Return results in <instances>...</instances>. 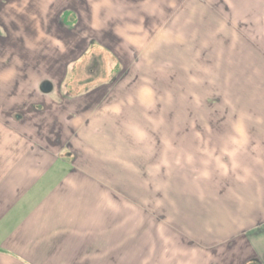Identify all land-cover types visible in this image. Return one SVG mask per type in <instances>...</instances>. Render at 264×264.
Masks as SVG:
<instances>
[{
	"label": "crops",
	"instance_id": "0c3cea01",
	"mask_svg": "<svg viewBox=\"0 0 264 264\" xmlns=\"http://www.w3.org/2000/svg\"><path fill=\"white\" fill-rule=\"evenodd\" d=\"M93 1L101 31L132 11L144 23L164 22V0ZM25 3L0 0V264H264L263 136L204 127L201 141L200 126L179 129L164 140V189L138 188L152 124L137 111L94 113L102 93L57 90L47 64L33 88L32 64L21 67L13 55L25 52L13 38L30 26L20 20ZM120 28L118 37L141 33ZM44 79L54 83L50 94L39 89ZM169 147L180 155L170 159Z\"/></svg>",
	"mask_w": 264,
	"mask_h": 264
},
{
	"label": "rangeland",
	"instance_id": "374dc122",
	"mask_svg": "<svg viewBox=\"0 0 264 264\" xmlns=\"http://www.w3.org/2000/svg\"><path fill=\"white\" fill-rule=\"evenodd\" d=\"M93 7V0H26L20 20H30V26L14 34L20 46L9 42L25 51L13 55L21 67L30 69L32 64L34 78L26 77L33 83L45 75L40 67L47 64L56 72L52 78L57 90L102 93L93 98L94 113H143L146 124H152V145L142 160L146 166H138V188L164 189V140L183 128L200 126L201 141L208 140L204 127H237L241 132L247 128L264 138V0H178L174 5L164 0V22L155 16L144 23L142 11H132L123 16L125 21L103 22L104 31L98 30L99 15L90 12ZM37 24L42 26L39 36L33 31ZM128 24L138 27L142 37L133 32L118 37L120 26ZM71 62L74 81H64ZM90 79L94 81L85 84ZM219 131L218 139L224 138ZM144 136L151 141L150 134ZM165 153L174 156L171 147ZM260 185L264 189V180Z\"/></svg>",
	"mask_w": 264,
	"mask_h": 264
},
{
	"label": "water",
	"instance_id": "95a60500",
	"mask_svg": "<svg viewBox=\"0 0 264 264\" xmlns=\"http://www.w3.org/2000/svg\"><path fill=\"white\" fill-rule=\"evenodd\" d=\"M39 89L43 94H50L54 91V83L50 79H44L40 82Z\"/></svg>",
	"mask_w": 264,
	"mask_h": 264
}]
</instances>
